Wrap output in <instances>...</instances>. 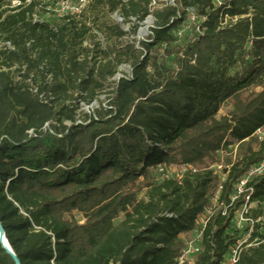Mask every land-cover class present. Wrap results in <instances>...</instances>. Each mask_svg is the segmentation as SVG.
<instances>
[{"label":"trees","instance_id":"1","mask_svg":"<svg viewBox=\"0 0 264 264\" xmlns=\"http://www.w3.org/2000/svg\"><path fill=\"white\" fill-rule=\"evenodd\" d=\"M14 1L0 0V46L13 48L0 50V224L20 264H176L209 210L195 264H224L249 231L233 223L247 195L231 197L264 161V0H175L153 13L165 0H90L79 18L43 25L31 20L37 1L11 11ZM119 9L155 25L142 51L116 50L131 76L80 120L116 75L81 61L84 45L96 29L127 36L111 19ZM189 11L201 34L180 37ZM234 149L223 181L211 168ZM250 188L264 219V177ZM0 264H16L1 243ZM238 264H264V223Z\"/></svg>","mask_w":264,"mask_h":264},{"label":"built area","instance_id":"2","mask_svg":"<svg viewBox=\"0 0 264 264\" xmlns=\"http://www.w3.org/2000/svg\"><path fill=\"white\" fill-rule=\"evenodd\" d=\"M34 1L39 3V7L36 12L32 15V22L35 25H43L46 23L42 19V15L46 17H56L58 19H66V18H79L84 10L87 8L89 4H87V0H15L10 4L8 9L12 10H25L30 7ZM90 1V0H88ZM172 4L171 6H173ZM190 13V22L191 24L197 26V32L201 34L200 26L197 25L198 19L195 15L194 11H189ZM118 23L124 26L125 21L120 18L118 15L116 16ZM206 22V19L203 20ZM182 36V33L179 34ZM5 48L7 50L13 51L11 44L6 43L0 46V50ZM131 76V75H130ZM128 76V77H130ZM126 78V77H121ZM50 80V79H49ZM34 94H38V90H33ZM258 138L262 139L264 137V131L260 130L256 133ZM162 175H165L168 179L169 176L181 175L182 177L186 174V170L179 172L168 171L165 172L164 169L160 170ZM216 174V173H215ZM264 177V161L255 165L251 171L236 185L234 195L231 197L232 204L239 200L244 195H247L246 201L242 208L236 212L235 219L233 221L235 228L240 231L242 226L245 225L249 227V231L245 236L243 241L237 243L236 247L231 251L230 256L228 257V261H225L224 264H238L240 261V256L244 250V245L248 240L251 239V236L254 231V225L264 223V219L254 220L252 217V211L255 208V205L252 203V196L254 194V190L250 188V185L254 180ZM212 216V211L209 210L198 221V229L186 240L185 248L182 251L180 258L177 260L176 264H195L197 256L201 252V245L203 241V235L206 230L207 224ZM257 243V242H255Z\"/></svg>","mask_w":264,"mask_h":264},{"label":"rangeland","instance_id":"3","mask_svg":"<svg viewBox=\"0 0 264 264\" xmlns=\"http://www.w3.org/2000/svg\"><path fill=\"white\" fill-rule=\"evenodd\" d=\"M90 1L87 0V4H89ZM175 3V0H165L162 4H158L155 1H151V6L149 7L150 13H153L155 8L158 6L162 7L165 5H172ZM119 16L122 18L125 23L124 26H122L120 23H118L116 16ZM43 21L47 22L50 20V17H46L45 15H42ZM111 19L119 24L122 28V30L127 33V36L119 41H109L105 35V32L101 29H96L94 31L95 40L94 44L86 43L84 45V52L81 56V61L87 60L90 64V69H99L100 67L105 66L107 63L111 62L116 67V75L111 78L107 79L105 82H101L102 88L97 92V99L96 101L90 105L87 106L85 104H80L79 108V117L80 120L84 118L85 115H93V112L96 110H99L100 107L106 106L108 104L109 99L111 98V94L116 88V85L118 81L121 79V77H128L131 75L132 70L129 65L122 64L118 65L116 62V50L121 49L128 46H134L136 50L142 51V44L146 43L149 40V37L151 36V30L155 25V20L153 16L147 17L144 21H141L139 17L135 18L132 17L130 20H125L121 14L120 9L114 13L111 16ZM52 22V21H51ZM197 27L195 25H191L190 27L185 28L184 31H182V35L188 36L192 33V30ZM184 41V40H183ZM183 41H180V45ZM179 45V44H178ZM38 85H41V82H38ZM227 109H225L222 114H226ZM238 154V150L234 149L231 153L227 154L226 156L222 157V160L219 164L214 165L211 170L216 173V175L222 179L223 181L226 180V176L223 173L224 166H228L230 162H233ZM175 171V170H174ZM178 172V171H175ZM253 216V215H252ZM75 217L78 222L83 223V218L79 214H75ZM255 219V218H253ZM122 219L117 221L116 224H119ZM245 229H247V226L243 225L240 232L244 234ZM228 261V257L226 259Z\"/></svg>","mask_w":264,"mask_h":264},{"label":"water","instance_id":"4","mask_svg":"<svg viewBox=\"0 0 264 264\" xmlns=\"http://www.w3.org/2000/svg\"><path fill=\"white\" fill-rule=\"evenodd\" d=\"M0 243L3 247V249L6 251V253L13 258V260L15 261L16 264H20L19 260L17 259V257L14 255L12 249L10 248L8 241H7V237L5 234V231L2 227V225L0 224Z\"/></svg>","mask_w":264,"mask_h":264}]
</instances>
